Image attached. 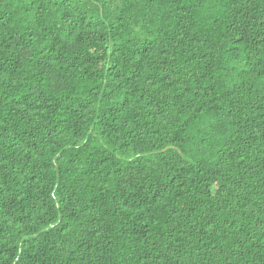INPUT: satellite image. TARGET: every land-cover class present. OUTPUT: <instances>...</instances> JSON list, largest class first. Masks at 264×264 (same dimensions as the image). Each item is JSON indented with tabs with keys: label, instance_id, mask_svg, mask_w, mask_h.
<instances>
[{
	"label": "trees",
	"instance_id": "16d2710c",
	"mask_svg": "<svg viewBox=\"0 0 264 264\" xmlns=\"http://www.w3.org/2000/svg\"><path fill=\"white\" fill-rule=\"evenodd\" d=\"M0 264H264V0H0Z\"/></svg>",
	"mask_w": 264,
	"mask_h": 264
}]
</instances>
